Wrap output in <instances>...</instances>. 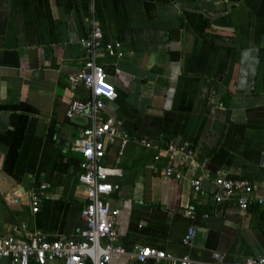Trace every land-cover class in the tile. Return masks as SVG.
Here are the masks:
<instances>
[{
	"label": "crops",
	"instance_id": "0c3cea01",
	"mask_svg": "<svg viewBox=\"0 0 264 264\" xmlns=\"http://www.w3.org/2000/svg\"><path fill=\"white\" fill-rule=\"evenodd\" d=\"M92 19L103 33L97 61L116 92L103 114L118 137L103 162L123 170L110 197L120 208L119 244L189 264L264 256V208L213 201L221 175L264 191V0H0V236L17 228L22 238L35 230L76 237L84 228L73 143L87 121L65 112L89 96L77 77L78 41ZM108 43L122 56L108 55ZM120 136L130 138L123 148ZM133 138L188 145L182 179L159 176L166 159L154 161L156 150ZM194 179L206 195L193 193ZM44 183L33 213L31 193Z\"/></svg>",
	"mask_w": 264,
	"mask_h": 264
},
{
	"label": "built area",
	"instance_id": "2783aa9c",
	"mask_svg": "<svg viewBox=\"0 0 264 264\" xmlns=\"http://www.w3.org/2000/svg\"><path fill=\"white\" fill-rule=\"evenodd\" d=\"M102 39L101 26L92 19L89 31L78 41L82 50V68L77 77L89 89V96L71 101L65 112L68 119L81 117L87 121L80 137L73 143L74 150L81 157L77 179L84 188L86 199L80 211L84 228L76 237L64 234L53 237L45 231L35 230L25 233L23 238L18 236L19 230L14 228L7 235L0 236V259L8 260L12 264H50L55 261H61L63 264H109L115 258L126 256L133 264L190 262L187 256L176 257L151 247H135L131 252H127L119 244L115 225L120 208L112 205L110 197L121 187L119 180L123 176V170L118 165L107 166L103 162L106 148L114 144L118 135L103 114L105 106L116 99V92L104 68L97 61V50L102 45ZM105 50L110 56H122L118 44L108 43ZM129 140L128 136H120L121 148ZM132 140L147 149L154 148V161L158 162L164 157L166 164L157 169V174L174 181L182 179L185 165L193 158V152L188 145L172 141L163 146H156L144 138ZM111 178H116L117 181H111ZM191 186L194 194L206 195L198 179L192 180ZM214 186L216 193L213 195V201L218 206L230 204L240 209L264 208V191H257L246 179L221 175L214 180ZM46 187L45 183L41 184L38 192L31 193L33 213L39 211L45 199ZM188 214L193 219V213L189 211ZM195 234V228L191 226L182 243L188 244ZM218 264H264V256Z\"/></svg>",
	"mask_w": 264,
	"mask_h": 264
},
{
	"label": "trees",
	"instance_id": "16d2710c",
	"mask_svg": "<svg viewBox=\"0 0 264 264\" xmlns=\"http://www.w3.org/2000/svg\"><path fill=\"white\" fill-rule=\"evenodd\" d=\"M228 1L238 2L239 0H228ZM253 208H257V207H253Z\"/></svg>",
	"mask_w": 264,
	"mask_h": 264
}]
</instances>
